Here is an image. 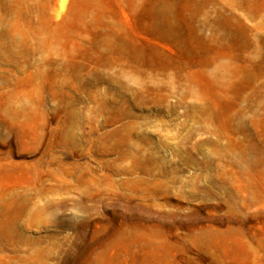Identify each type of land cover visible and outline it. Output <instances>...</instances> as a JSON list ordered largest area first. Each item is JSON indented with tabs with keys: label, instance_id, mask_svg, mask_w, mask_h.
Listing matches in <instances>:
<instances>
[{
	"label": "rangeland",
	"instance_id": "1",
	"mask_svg": "<svg viewBox=\"0 0 264 264\" xmlns=\"http://www.w3.org/2000/svg\"><path fill=\"white\" fill-rule=\"evenodd\" d=\"M0 264H264V0H0Z\"/></svg>",
	"mask_w": 264,
	"mask_h": 264
}]
</instances>
